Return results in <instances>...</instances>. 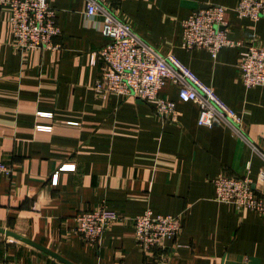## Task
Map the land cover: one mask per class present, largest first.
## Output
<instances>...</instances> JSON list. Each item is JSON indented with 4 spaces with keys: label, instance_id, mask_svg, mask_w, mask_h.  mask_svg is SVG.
Segmentation results:
<instances>
[{
    "label": "crops",
    "instance_id": "0c3cea01",
    "mask_svg": "<svg viewBox=\"0 0 264 264\" xmlns=\"http://www.w3.org/2000/svg\"><path fill=\"white\" fill-rule=\"evenodd\" d=\"M240 0H122L113 12L163 56L173 55L243 119L242 131L264 152V86L247 88L242 47H182V23L210 5L228 9V37L264 45V18H239ZM61 34L56 49L21 51L11 16L0 8V229L73 264H150L128 223L109 226L96 245L75 232L76 216L107 203L135 217L146 209L179 216L183 230L164 242L158 264H264V214L216 201L213 180L249 177L264 195V159L225 124H198L199 107L166 82L160 96L176 104L163 121L154 101L96 89L109 39L102 17L84 0H49ZM0 264H65L0 233Z\"/></svg>",
    "mask_w": 264,
    "mask_h": 264
},
{
    "label": "built area",
    "instance_id": "2783aa9c",
    "mask_svg": "<svg viewBox=\"0 0 264 264\" xmlns=\"http://www.w3.org/2000/svg\"><path fill=\"white\" fill-rule=\"evenodd\" d=\"M122 0H84L87 17H102V34L109 43L100 50L102 75L96 89L103 94L131 96L143 101H154L155 112L163 121L176 120L174 101L160 96L165 83L178 87L179 99L199 107L198 124L214 127L225 124L232 133L243 139L253 152L264 159V152L248 140L242 131L243 119L229 107L199 77L173 55L163 56L148 45L131 26L113 12V2ZM11 16V30L17 47L23 51L39 48L56 49L55 39L61 34L57 12L49 0H0ZM228 9L210 5L192 14L182 23V47L185 50H207L213 57L225 47H242L239 67L247 88L264 86V45L244 43L228 37ZM239 18L258 22L264 18V0H240L234 9ZM12 168L0 162V174L9 175ZM216 201L232 205L237 211L252 210L264 214V195L254 189L249 177L218 175L213 180ZM75 232L84 243L96 245L110 225L130 224L136 242L150 264L166 260L160 250L164 242L177 239L183 224L179 216L155 215L151 209L129 218L121 216L107 203L93 211L79 213Z\"/></svg>",
    "mask_w": 264,
    "mask_h": 264
},
{
    "label": "water",
    "instance_id": "95a60500",
    "mask_svg": "<svg viewBox=\"0 0 264 264\" xmlns=\"http://www.w3.org/2000/svg\"><path fill=\"white\" fill-rule=\"evenodd\" d=\"M206 8H207V7H204L203 9H206ZM200 10H202V9H200ZM198 11H199V10H198ZM0 233L6 235L7 237H12V238H14V239H16V240H19V241H22V242L28 243V244H30V245H32V246L38 248V249H41L42 251H45L46 253H49L50 255H52V256L58 258L60 261L64 262L65 264H73V263L67 261L66 259H64V258H62V257H60V256H58V255H56V254H54V253H52V252L49 251L48 249L43 248V247H41L40 245H38V244H36V243H34V242H32V241H30V240H28V239L22 237L21 235H19V234H17V233H14V232H11V231H6V230H3V229H0Z\"/></svg>",
    "mask_w": 264,
    "mask_h": 264
}]
</instances>
